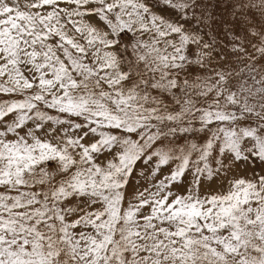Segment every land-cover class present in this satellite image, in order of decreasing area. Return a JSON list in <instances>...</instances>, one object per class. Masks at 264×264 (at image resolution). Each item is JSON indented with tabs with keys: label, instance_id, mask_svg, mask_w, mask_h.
Instances as JSON below:
<instances>
[{
	"label": "snow or ice",
	"instance_id": "6c2138e0",
	"mask_svg": "<svg viewBox=\"0 0 264 264\" xmlns=\"http://www.w3.org/2000/svg\"><path fill=\"white\" fill-rule=\"evenodd\" d=\"M0 264H264V0H0Z\"/></svg>",
	"mask_w": 264,
	"mask_h": 264
}]
</instances>
